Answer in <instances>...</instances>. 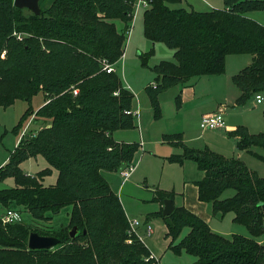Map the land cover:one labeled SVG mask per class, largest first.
Returning <instances> with one entry per match:
<instances>
[{"label": "trees", "instance_id": "1", "mask_svg": "<svg viewBox=\"0 0 264 264\" xmlns=\"http://www.w3.org/2000/svg\"><path fill=\"white\" fill-rule=\"evenodd\" d=\"M44 1L37 16L16 8L14 0H0V106L6 109L19 100L30 104L42 93L45 105L36 116L49 121L35 136L24 137L0 168V184L8 179L16 183L0 190V208H23L37 221H49L48 213L58 214L65 207L72 211L69 225L58 231L44 232L22 222L4 225L0 219V264H152L146 262L150 251L141 241L127 243L128 217L104 176L133 166L140 148L113 138L116 131L135 128L136 117L127 114L135 95L117 71L108 74L102 65L106 60L116 67L122 60L137 0H51L43 8ZM182 1L152 0L144 15L145 38L174 51V61L153 69L156 88L146 89L154 118L162 117V93L195 77L224 74L231 55L253 56L252 64L232 78L240 91L236 106L264 93V26L248 16L264 12V0H224L223 9L203 13L170 8ZM117 20L125 25L122 31ZM141 57L142 65L148 66L149 56ZM176 100L180 107L181 96ZM33 112L30 106L16 134ZM229 137L236 139L238 150L264 163V155L252 151L264 150V133L250 135L237 127ZM182 138L164 136L183 150L168 161L195 162L204 173L197 182L199 200L211 204L215 215L234 213V223L246 227L250 237L216 234L185 207H176L170 216H164L161 207L147 219H161L171 240L169 250L196 257L193 264H264V243L257 241L264 232V177L240 159L209 148H189ZM38 156L50 167L28 176L21 165ZM53 171L58 173L57 184L46 187L43 181ZM229 190L236 194L223 198ZM167 199L174 202L175 193L156 191L154 201L164 206ZM186 228L188 235L179 241ZM32 232L56 237L60 244L51 250H30Z\"/></svg>", "mask_w": 264, "mask_h": 264}, {"label": "rangeland", "instance_id": "2", "mask_svg": "<svg viewBox=\"0 0 264 264\" xmlns=\"http://www.w3.org/2000/svg\"><path fill=\"white\" fill-rule=\"evenodd\" d=\"M50 3L51 0H45L42 4L43 8L49 7ZM170 8L186 10H190L192 8L196 12L203 13L209 12L212 9H223L224 0H183L180 4L170 5ZM144 15L145 11H140L136 20H134L131 27V37L129 40L127 39L124 46L125 57L115 68L122 80V83L125 86L130 87L135 95L133 107L136 108L139 106L138 108H140L142 112V118L140 119V122L142 121V123H138L139 120H135V128L134 130L132 129L134 131L133 135L136 134V136H139V127L142 129L144 127L149 135L146 141H150V144L148 142L144 147V150L139 148L135 162L133 163L134 170L130 179L124 180L120 176L115 177L113 182L111 181L116 194L119 196L121 202H124L126 210L128 211L129 219L131 221H139L141 224L146 221L149 214H153L160 210V204L154 201L156 191L180 192L179 190H181L183 179L185 177V174H183L178 165L170 163L166 160L168 156L181 153V149L171 146L162 137V134H165L166 130L176 132L174 130H179L180 128L178 121L171 118L173 117L172 115L178 113L176 98L181 96L183 86L177 85L172 87L160 96L164 119L161 121L155 120L153 118V110L151 108L150 99L146 89L148 86L156 83V74L153 71L154 67L164 61H174V51L167 48L162 43H154L145 38ZM257 15L259 20L263 22L262 24L264 26V12L257 13ZM115 24L118 31H122L125 28L124 23L120 20L115 21ZM141 55L149 56L148 66L142 65ZM252 60V55L228 56L226 58V70L224 74L218 76L199 77L194 79V81L197 82L194 84L197 93H202L205 96H211L213 94L214 99L216 97L217 101L215 103L213 102L212 104H208L209 107H207V111H215L218 106L226 104L225 117L228 115L230 118V124H235L238 127L247 129L250 135H258L260 133H264V102L257 105L255 97H253L245 105L236 106V104L231 101L233 96L240 95V91L232 82L233 76L239 74L243 69L250 66L252 64ZM261 95L264 97V93H261ZM44 103L45 96L41 93L35 96L30 104L26 101L19 100L15 102L13 106L6 109L0 106V168L4 161L9 158L10 153L16 148L19 136L22 135L27 125L28 134L25 138H30L35 136L38 130L49 123V121L39 119L36 116V112L43 106ZM30 106L34 112L27 117L19 131V134H16L14 129L18 126L21 118ZM194 112L195 110H193L192 105L185 106L184 113L187 128L186 137L188 138L190 136H194V134L196 136L202 135L204 137L212 135L211 131H203L200 128V119ZM219 131H221V129L217 132ZM229 140L230 143L232 145L235 144L236 147V139L229 138ZM196 144L197 146H201L198 143ZM189 145L196 147L194 146L195 144L192 143ZM252 150L255 153L264 155V150L261 147H252ZM239 151L240 150H235V153H232L229 150H224L221 152L223 156L227 158H237L238 154H240ZM242 155V161L247 165V167L251 171L257 173L260 177H264V164L248 152H243ZM188 163L193 165L195 168L194 170L189 169L187 176L200 178L201 172H198L196 164L194 162ZM49 167L48 162L42 156L31 158L21 165L23 171L28 174V176L33 177ZM109 175L110 173L104 172V176L106 178H109ZM57 181L58 174L56 171H53L50 176L44 179L43 184L46 187H49L56 185ZM14 187H16V183L13 179H8L4 183L0 184V190L12 189ZM235 194L236 192L234 190H229L224 194L223 198H230ZM13 208L16 207L13 206ZM18 209L21 214L22 223L31 225L33 228L40 229L44 232L49 230L58 231L69 225L71 207L63 208L58 214L48 213L46 216L52 218L49 221L34 220L29 212L25 211L23 208ZM6 211L7 209L0 208V215H4ZM231 218H233L232 214L228 213L224 218L216 219L214 227L220 226L221 228L225 227L226 230L229 229L231 234L229 233L228 236L236 234L250 237L248 229L240 225L235 226ZM139 229L140 228H137V235L139 237H144ZM152 229L155 234L156 226L154 225ZM188 233L189 229L186 228L179 241L184 239ZM147 236L149 237L148 233ZM223 236L227 237V235ZM135 240L141 241L136 234L132 236L129 235L127 243L133 244ZM257 241L260 244L264 243L260 237ZM157 260L158 264H191L192 261L195 263L197 258L184 252L177 255L173 251H170L166 254L165 258L160 261V263L159 259Z\"/></svg>", "mask_w": 264, "mask_h": 264}, {"label": "crops", "instance_id": "3", "mask_svg": "<svg viewBox=\"0 0 264 264\" xmlns=\"http://www.w3.org/2000/svg\"><path fill=\"white\" fill-rule=\"evenodd\" d=\"M190 10H194V9L191 8ZM212 10H214V9H212ZM257 13H260V12H253V13L248 14V16L251 19L259 22L260 24H262L263 22L261 20H259V17L257 15ZM124 57L125 56H123V58ZM203 77H206V76H203ZM196 78H199V77H195V78L191 79L189 82H187L186 84L182 85L183 89L181 90V106L178 107V105L176 103L178 113H176L175 115H172L173 117L171 118L173 120L178 121V124H179V127H180L179 130H174L176 132H173V131H170V130H166V133L162 134V137L164 138V136H166V135L181 134L183 136V138H182L183 143L186 146H188L189 148H193V149H197V150H203L205 148H209L213 152L218 153L220 155H223L221 151H224V150H229L232 153H235V150L236 151L238 150L237 149V143H236V147H235V144L232 145L230 143L229 138H231V137H229V132L235 131L238 126L235 125V124H230V118L228 117V115L225 117L226 124H225V127L223 128L224 131L222 129L219 132H217L218 130L211 131L212 135H209V136H206V137H204L202 135L196 136L195 134H194V136H190L188 138L186 137L187 128H186V118H185V113H184L185 106L192 105L193 110H195L194 113L197 115V117H199L200 121H201L202 117L207 115V114H212V113L219 112V111H224V115L226 113V107H225L226 104L218 106L217 110H215V111H212V110L207 111V107H209L208 104H212L213 102L215 103L217 100H216V97L214 99V95L213 94L211 96H208V95L205 96L202 93L201 94L197 93V90L195 89V84H194L196 82V81H194V79H196ZM125 87L132 92L130 87H127V86H125ZM239 96L240 95L233 96L231 101H233V103L236 104V100L239 98ZM160 104H161V101H160ZM43 105H45V103ZM150 105H151V102H150ZM138 107H136V108L133 107L132 111L139 113V115L136 117V120L137 121L139 120L138 121V123H139L140 119L142 118V112H141L140 108H138ZM151 108H152V106H151ZM161 111H162V117L159 119L160 121L164 119V113H163V110H162V105H161ZM153 118H154V112H153ZM140 123H142V121ZM133 130H119V131H116L113 134V138H114V140L117 143H120V144L132 143V142L133 143L134 142L140 143L139 144L140 148L142 150H144V147L146 146V144L148 142L150 144V141H146L147 137H149V135L147 134V131L145 130L144 127H143V129L139 127V136H136V134L133 135V133H134ZM29 131H30V129H29ZM20 141H21V135L19 136V140H18V142L16 144V147L19 145ZM191 143L195 144L194 146H196L197 148L193 147V146H190L189 144H191ZM196 143H198L201 146H197ZM170 145L174 146L172 144H170ZM174 147H176V146H174ZM177 148H179V147H177ZM181 151H182L181 153H176V155L182 154L183 150L181 149ZM239 152H240V154H238L237 159H241L242 160V157H243L242 154H243V152L245 153V151H239ZM136 155H135V159H136ZM171 156H168L166 158V160L168 161V158L171 157ZM8 159H6L4 161V163L2 164L3 166L7 163ZM135 159H134L133 163L135 162ZM188 162H193V161H186L183 164L174 163V164L178 165L179 168L182 170L183 174H185V177L183 179V185L181 187V190H179L180 192L172 191V192L175 193V201H174L175 207H185L190 212H192L193 214H195L196 216L201 218L203 221H205L210 226V228L212 229V231L214 233L222 235V236L223 235H227V237L226 236H224V237L231 238L235 234H232V235L228 236V234L230 233L229 229L226 230L225 227L221 228L220 226H215L214 227L215 220L219 219V218H224L226 215H224V216L221 215V214L215 215L213 213V208H212L211 204L204 203V202H201L199 200V194H198L199 190H198V187H197V182L201 181L204 178V173L202 171H200L198 169V167H197L198 172L199 173L201 172L200 173V175H201L200 178H193V176H187L188 170L189 169L194 170V168H195V167H193V165H190V163H188ZM2 165H1V167H2ZM115 177H120L118 172L110 173V175H109L110 180H109V178L105 177L107 179V181L110 183L111 187H112L111 181L113 182V179ZM112 189H113V187H112ZM113 191L115 192L114 189H113ZM122 204H123V207H124L125 212H126L127 210H126V207L124 205V202H122ZM161 207H163V206L160 204V209H161ZM71 211H72V208H71ZM231 214H232V217H233V218H231L233 224L235 226H238V224H235L234 221H233L234 217H235L234 213H231ZM126 215L128 217V220H130L129 216H128V211L126 212ZM154 225L156 226L155 234L153 232L154 228L152 229V227H154ZM140 226L138 228H140L139 230L144 235V237H140L139 239L149 249L150 253L153 254L157 259H159V263H160V261H162L165 258L166 254H168L171 251V250H169V244H170L171 240L166 238V234L168 232V229H167L166 225L164 224V222L161 219H159V218L155 219L154 218V219H146V221H144L142 224L140 223ZM148 227H151V229H152V233L149 235V237L147 236ZM191 264H193V261L191 262Z\"/></svg>", "mask_w": 264, "mask_h": 264}, {"label": "built area", "instance_id": "4", "mask_svg": "<svg viewBox=\"0 0 264 264\" xmlns=\"http://www.w3.org/2000/svg\"><path fill=\"white\" fill-rule=\"evenodd\" d=\"M151 6H152V0H137L134 3L133 11L131 14L132 22L130 24V27L125 32L126 39L129 40L131 37V33H132L131 27H132V24L134 23V20H136L139 12L140 11H147L151 8ZM14 35L17 37L18 40L23 39L22 35H18L16 33ZM102 65H103V70L106 71L108 74L116 72L114 65H111L106 60L102 61ZM151 86L153 88H156L157 84L154 83ZM75 94H77V91H75ZM255 100H256V104L260 105L264 102V97L261 94H258L255 96ZM127 114H132L135 117H137L139 115L138 112H134V111L127 112ZM225 124H226V120H225L224 111H219V112H215V113L207 114V115L203 116L201 121H200V128L203 131H216L219 129H223L225 127ZM27 129H28V125L24 129V131L21 135V140L28 134ZM133 170H134L133 166H127V167L121 169L118 173L124 180H128L131 177ZM0 219L4 225L10 224V223H20L22 221L20 212L15 211V210H7L4 215H0ZM129 224H130V227L128 230V234L130 236L136 234V236L138 238H140L137 235V228L140 226V222L129 220ZM151 233H152V229H151V227H148V234L150 235ZM260 238L262 241H264V232L262 233ZM129 243H130V241H129ZM146 262H151L152 264H158V260L151 253L146 258Z\"/></svg>", "mask_w": 264, "mask_h": 264}, {"label": "water", "instance_id": "5", "mask_svg": "<svg viewBox=\"0 0 264 264\" xmlns=\"http://www.w3.org/2000/svg\"><path fill=\"white\" fill-rule=\"evenodd\" d=\"M41 0H14V6L18 9L30 10L33 14L39 16L41 14L40 7ZM173 200L167 199L163 206V215L170 216L175 210ZM76 228L70 231L72 238L76 236ZM60 244V240L56 237L41 236L36 232H32L28 241V248L30 250H51Z\"/></svg>", "mask_w": 264, "mask_h": 264}]
</instances>
